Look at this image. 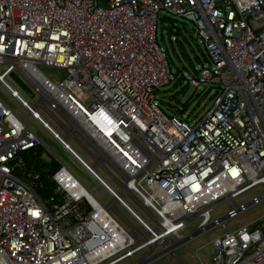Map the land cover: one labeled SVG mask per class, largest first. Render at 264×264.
<instances>
[{"label": "built area", "instance_id": "obj_1", "mask_svg": "<svg viewBox=\"0 0 264 264\" xmlns=\"http://www.w3.org/2000/svg\"><path fill=\"white\" fill-rule=\"evenodd\" d=\"M164 16L192 22L207 60L176 75L156 42ZM261 18L264 0H0V84L101 183L68 138L89 152L94 169L101 166L121 191L95 170L102 186L134 220L123 217V227L109 211L118 210L103 206L64 165L52 174L62 202L42 201L16 170L23 153L43 144L0 100V264H117L160 245L156 258L215 225L223 233L210 242V264H264V224L227 226L264 200V24H255ZM38 64L67 75L55 82ZM12 72L39 93L36 104L12 90L6 80ZM177 77L207 92L212 104L197 115L185 110L187 117L164 113L154 90ZM37 106L65 135L42 121ZM258 185V194L234 202ZM221 202L230 207L212 220ZM196 217V229L177 238Z\"/></svg>", "mask_w": 264, "mask_h": 264}, {"label": "rangeland", "instance_id": "obj_2", "mask_svg": "<svg viewBox=\"0 0 264 264\" xmlns=\"http://www.w3.org/2000/svg\"><path fill=\"white\" fill-rule=\"evenodd\" d=\"M174 21H167L158 23L156 30V42L168 54V60L170 67L175 71L177 68L185 66L189 69H193L202 61V54L204 52L203 46L200 43V37L196 36L193 32V24L191 21L182 20L180 17L171 16ZM255 24H264V18L259 19ZM169 29V27H171ZM171 36V37H170ZM4 65H1V67ZM39 69L48 76L51 80L58 82L64 79L67 75V71L64 68L50 66L48 64H38ZM2 72V70H0ZM7 82L16 90L29 104L34 105L39 100V93L31 86L34 91V96H31L11 75L6 77ZM155 98L159 107L166 114H175L177 116H184L185 112L182 109L186 108L184 103L189 101L188 111L192 115H197L202 112V108L212 104L211 100H208V93L201 92L200 89H196L193 86L179 84H173V82L167 85L161 86L158 90H154ZM204 93V94H203ZM0 100L5 103L22 121L26 122V125L42 142L44 157L47 159H54L59 166L64 165L103 206L108 205L112 201L111 195L106 189L95 179L93 176L69 153L63 146L36 120L31 113H28L25 107L11 95L3 85L0 84ZM208 101V102H207ZM85 105H89V100L84 101ZM46 107L62 122L67 124L65 120L53 109L50 104H46ZM36 110L38 114L50 124V126L58 132L60 135H65L66 131L64 127L43 107L37 106ZM82 143L91 151L94 149L81 138ZM70 146L85 160L86 163L93 165V157L82 147L79 143L73 139L68 138ZM95 170L100 174L116 191L120 192L121 187L116 181L99 165H95ZM114 175H117L112 169ZM263 186L258 185L251 188L234 199L236 204L249 200L252 196L258 194L262 190ZM125 201L142 217L148 219L147 213L141 208L139 203L128 194L123 195ZM229 204L221 202L211 212V219L224 215L228 209ZM115 208L131 222L132 218L122 209V207L115 203ZM111 215L119 221L126 229L127 224L118 217L115 211L109 209ZM199 217L189 221L186 227L180 229L176 235L177 238L182 237L196 229ZM260 223L264 221V200L255 204L245 211L240 212L237 216L227 220V226L230 230H234L243 224H250L251 222ZM253 224V225H254ZM223 233V230L219 225H215L201 234L195 236L188 242L177 246L174 251L166 252L161 255H157L156 258H148L157 254L161 246L157 245L147 253V249L141 250L125 260L117 264H210L212 256L211 240ZM171 239L166 238V243H170Z\"/></svg>", "mask_w": 264, "mask_h": 264}, {"label": "trees", "instance_id": "obj_3", "mask_svg": "<svg viewBox=\"0 0 264 264\" xmlns=\"http://www.w3.org/2000/svg\"><path fill=\"white\" fill-rule=\"evenodd\" d=\"M167 21H174V19L164 16L161 18L160 23L163 24L164 22ZM171 28L172 26L169 27V29ZM166 55L168 58L167 53ZM205 60H207V57L205 52H203L201 63ZM181 67H185V66H181ZM180 68H177V70L179 71ZM178 71H176V75ZM171 82H173V84H179L180 82H182V79L180 77H177L174 81ZM208 100H212V96L208 97ZM188 103L189 101L184 103V106L186 108L188 107L187 106ZM186 108L182 109V112L187 110ZM22 156L24 159V164L22 167H19L16 170L17 175L23 180H26L29 184H31V186L34 188L35 192L38 194V196L41 198L42 201L51 205V203L48 201V198L54 196L56 202H62L60 195L55 193V183L52 179V174L59 168V164L57 163V161L54 159H47L46 157H44V150L41 146L35 149L27 150L25 153L22 154ZM31 174H38V179L33 181L31 178ZM263 224L264 221H261L260 223H255L253 226L258 227Z\"/></svg>", "mask_w": 264, "mask_h": 264}, {"label": "bare ground", "instance_id": "obj_4", "mask_svg": "<svg viewBox=\"0 0 264 264\" xmlns=\"http://www.w3.org/2000/svg\"><path fill=\"white\" fill-rule=\"evenodd\" d=\"M83 192H86V191L83 190ZM86 194H87V193H86ZM87 196H88V195H87ZM93 204L96 205V200H94V199H93ZM96 208H97V209H96V213H97L100 217H102L103 220H106V219H105V214H104V213H105L104 208L101 207V206H96ZM102 223L105 224L106 221H102ZM112 226L115 227V228H119L115 222H113ZM105 232H106V231H104V232H101V231H100L99 234H98V237H100V235H101V236L103 237V240H106L108 234L105 233ZM156 238L159 239V240L161 239V237H159V236H157ZM98 240H99V239H98ZM148 258H152V257H148Z\"/></svg>", "mask_w": 264, "mask_h": 264}, {"label": "water", "instance_id": "obj_5", "mask_svg": "<svg viewBox=\"0 0 264 264\" xmlns=\"http://www.w3.org/2000/svg\"><path fill=\"white\" fill-rule=\"evenodd\" d=\"M11 77H13L27 92H29V94L31 95V96H33V93H32V91H31V89L27 86V85H25V83L14 73V72H12L11 74ZM14 92H15V90H13ZM58 134V133H57ZM59 136H61L60 134H58ZM60 139V141H62L63 143H67L66 141L64 142L62 139H61V137L59 138ZM88 168L93 172V174H95V176L101 181V183H103L104 184V181L102 180V178L100 177V176H98L97 175V173H95V169H94V167L92 166V165H90V166H88Z\"/></svg>", "mask_w": 264, "mask_h": 264}, {"label": "crops", "instance_id": "obj_6", "mask_svg": "<svg viewBox=\"0 0 264 264\" xmlns=\"http://www.w3.org/2000/svg\"><path fill=\"white\" fill-rule=\"evenodd\" d=\"M87 151V150H86ZM88 152V151H87ZM89 153V152H88ZM107 182V181H106ZM109 184V183H108ZM115 203H117V202H115V201H111L110 202V204L114 207V209H116L115 208ZM118 204V203H117ZM112 209V208H111ZM123 209V208H122ZM113 210V209H112ZM117 210V209H116ZM124 210V209H123ZM114 211V210H113ZM126 213H127V211L126 210H124ZM116 214L118 215V217H120V219H122L123 221H124V219H123V217L124 218H126L127 220H129L127 217H125L124 215H122L119 211L118 212H116ZM128 214V213H127ZM116 220V219H115ZM133 220V219H132ZM134 221V220H133ZM119 222V221H118ZM125 222V221H124ZM134 223V222H133ZM123 226V225H122ZM124 227V226H123Z\"/></svg>", "mask_w": 264, "mask_h": 264}, {"label": "clouds", "instance_id": "obj_7", "mask_svg": "<svg viewBox=\"0 0 264 264\" xmlns=\"http://www.w3.org/2000/svg\"><path fill=\"white\" fill-rule=\"evenodd\" d=\"M13 88V87H12ZM12 90H14V89H12ZM158 90V89H157ZM15 92H17L16 90H15ZM18 93V92H17ZM19 94V93H18ZM40 116V115H39ZM41 117V116H40ZM41 119H42V121L44 120L42 117H41ZM44 122H46L45 120H44ZM47 123V122H46ZM48 125H50L49 123H47ZM58 133V132H57ZM75 151V150H74ZM76 152V151H75ZM77 153V152H76ZM78 154V153H77ZM79 155V154H78ZM79 157H81L80 155H79ZM82 158V157H81ZM83 159V158H82ZM97 172V171H96ZM100 175V174H99ZM101 176V175H100ZM102 177V176H101ZM103 178V177H102ZM105 180V179H104ZM108 183V182H107ZM101 184V183H100ZM102 185V184H101Z\"/></svg>", "mask_w": 264, "mask_h": 264}]
</instances>
